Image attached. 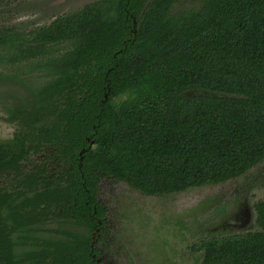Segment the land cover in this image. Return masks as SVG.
<instances>
[{"label":"trees","instance_id":"obj_1","mask_svg":"<svg viewBox=\"0 0 264 264\" xmlns=\"http://www.w3.org/2000/svg\"><path fill=\"white\" fill-rule=\"evenodd\" d=\"M176 1L95 0L28 34L0 29L1 58L49 76L0 140V264H103L104 178L163 196L264 161V0L171 13ZM43 153L55 170L26 172ZM254 207L255 228L198 243L201 264H264V199Z\"/></svg>","mask_w":264,"mask_h":264},{"label":"rangeland","instance_id":"obj_2","mask_svg":"<svg viewBox=\"0 0 264 264\" xmlns=\"http://www.w3.org/2000/svg\"><path fill=\"white\" fill-rule=\"evenodd\" d=\"M94 1L0 0V29L28 34ZM203 3L177 0L171 13L200 9ZM63 48L59 47L62 52ZM4 53L0 49V140L12 137L18 126L9 121V109L49 77L35 61L11 64L7 56L1 58ZM44 157L31 155L24 170L31 171L43 160L55 170L54 161ZM13 179L5 173L1 181L11 186ZM99 198L108 207L105 228L96 233L103 264H201L203 252L197 245L202 239L256 227L254 204L264 199V161L230 181L163 196L146 195L124 181L104 178Z\"/></svg>","mask_w":264,"mask_h":264},{"label":"flooded vegetation","instance_id":"obj_3","mask_svg":"<svg viewBox=\"0 0 264 264\" xmlns=\"http://www.w3.org/2000/svg\"><path fill=\"white\" fill-rule=\"evenodd\" d=\"M100 231V229H98V232ZM100 253V252H99ZM98 262L101 263V262H104L103 261V257L101 256V253L99 254V257H98Z\"/></svg>","mask_w":264,"mask_h":264},{"label":"water","instance_id":"obj_4","mask_svg":"<svg viewBox=\"0 0 264 264\" xmlns=\"http://www.w3.org/2000/svg\"><path fill=\"white\" fill-rule=\"evenodd\" d=\"M136 25V21H134V26ZM134 33H135V31H134ZM108 97V94H106V96H105V98H107ZM93 144V142H91V145ZM81 160H82V158H81Z\"/></svg>","mask_w":264,"mask_h":264}]
</instances>
